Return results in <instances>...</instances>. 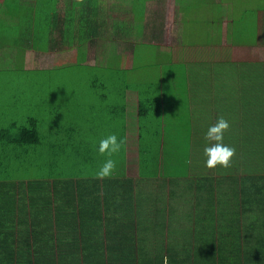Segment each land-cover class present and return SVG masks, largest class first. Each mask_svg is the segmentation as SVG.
Wrapping results in <instances>:
<instances>
[{
	"label": "crops",
	"instance_id": "1",
	"mask_svg": "<svg viewBox=\"0 0 264 264\" xmlns=\"http://www.w3.org/2000/svg\"><path fill=\"white\" fill-rule=\"evenodd\" d=\"M0 1L7 4L0 11L37 3ZM104 3L118 14L126 6L132 12L119 15L111 50L94 53L84 45L82 63L77 48L46 53L49 36H34L32 21L0 19V27L14 28L7 40L25 45L20 54H73L69 66L100 71L110 114L91 135L102 130L99 137L126 138L109 178L69 175L67 190L57 181H39L32 196L30 183L22 194L6 181L19 192L0 195V264H165V258L167 264H264V144L249 148L257 154L261 147V159L246 158L245 191L236 166L210 170L203 155L210 143L205 133L218 117L230 126L246 112L264 117V93L257 92L264 91L262 36L251 44L243 31H233L245 19L235 2ZM36 42L45 46L34 50ZM187 44L192 49L180 53ZM110 74L117 87H109ZM236 125L224 134L225 144L233 146ZM95 150L90 159L99 169L98 143Z\"/></svg>",
	"mask_w": 264,
	"mask_h": 264
},
{
	"label": "rangeland",
	"instance_id": "2",
	"mask_svg": "<svg viewBox=\"0 0 264 264\" xmlns=\"http://www.w3.org/2000/svg\"><path fill=\"white\" fill-rule=\"evenodd\" d=\"M50 1L37 0V5L40 7ZM222 2H235L241 6L237 12H242L245 16L243 22H236L240 28L233 27V31H243L244 39L251 44L256 42L257 35L262 36L264 40V11L261 12L264 10V0ZM5 5L4 1H0V8L4 9ZM22 15L34 19V14L25 8L19 7V10H16V7L12 6L11 10L0 11V19L10 16L19 19ZM258 19L262 20L257 26ZM1 28L3 27H0V35H3L0 39V130L13 126H16V129L26 128L29 126V120L34 118L39 125L41 142L38 145L15 147L0 143V195L10 191L9 187H5L6 181L17 184L24 194L23 187L26 183H30L34 188L38 181L66 180L69 175L79 179L91 176L98 169L92 166L93 159H90V156L95 155L97 143L106 137H99L102 130L96 137H93L91 132L99 129L105 121L104 117L110 114V109L105 108L106 104L101 98V95L106 94L101 91L102 82L96 78L102 73L87 66H69L74 60L73 54H70V58H57L54 53L32 51L29 54H20L19 51L25 45L15 38L7 40L4 35H10L13 30L5 28L2 33ZM192 47L190 44L184 45L180 53L187 52ZM48 50L46 53L53 51L51 46ZM153 84L157 87L158 80H154ZM249 88L246 87L245 90ZM257 92L264 93L263 90ZM168 102L170 103L171 99ZM107 105L110 106V102ZM70 128L77 130L74 136L70 134ZM191 151L190 144L189 156ZM100 158L95 157L98 162L105 161ZM240 188L245 191V182ZM15 190L16 193L19 192ZM32 190L35 191L36 188ZM28 194L32 196L36 193Z\"/></svg>",
	"mask_w": 264,
	"mask_h": 264
},
{
	"label": "trees",
	"instance_id": "3",
	"mask_svg": "<svg viewBox=\"0 0 264 264\" xmlns=\"http://www.w3.org/2000/svg\"><path fill=\"white\" fill-rule=\"evenodd\" d=\"M105 0H51L50 3L46 5H37V3H31L28 11L34 14V19L26 18L22 15L19 19L15 17L2 18L1 20L5 21H16V20H26L32 21L35 24L33 30L35 32L34 36L41 37L42 35L49 36V44L52 49L57 50H67L69 48L79 49V60L84 62V45L89 46V48L96 53L97 49L103 47L106 51H110L111 47L115 43H111L115 40L117 36L118 24L121 25V19L119 15L122 13L130 14L132 8L128 6L120 9V14H118L117 7L111 8L110 6L104 3ZM138 1V0H134ZM140 1V0H139ZM5 23L1 24V31L5 29ZM8 30H14V28H6ZM127 32V31H126ZM3 33V31H2ZM111 39V40H110ZM108 40H110L108 44ZM34 48L39 50L41 48V43H34ZM128 46V45H127ZM134 45H129L128 48L133 49ZM100 79V77H96ZM115 76L109 75V84L111 82V87H117L115 85ZM253 113L246 112L242 115V122L235 123L237 120L233 119V124L230 127L235 128L238 134L237 139L231 141V144L235 146L236 155L232 160V165L236 166L239 180L245 182V171H243L244 166L246 165V158H248L249 163H254L260 161V148L258 147L257 154L255 151L250 150L249 148L253 144L259 143L264 144V117L258 114L257 119H252ZM236 120V121H235ZM37 120L31 118L29 120V126L21 129H16V126H13L7 130H0V143H5L9 145L18 146V145H38L41 141L40 133L38 131ZM76 129L70 128V134L74 136ZM235 132V130H233ZM262 133V136H261ZM76 136V135H75ZM237 140V141H236ZM248 140V141H247ZM230 142V140H229ZM228 142V143H229ZM227 143V144H228ZM8 146V145H6ZM250 158L249 156H252ZM235 159V160H234ZM258 159V160H257ZM261 177L258 176L256 181L260 182ZM57 181L61 186V189L67 190V181L61 179H50ZM254 186L257 187L255 181L253 182ZM39 185V181L37 183ZM38 185L32 188L29 184L30 192L38 193ZM33 191L32 189H35ZM11 190L15 189V186L10 188ZM258 189V188H257Z\"/></svg>",
	"mask_w": 264,
	"mask_h": 264
},
{
	"label": "clouds",
	"instance_id": "4",
	"mask_svg": "<svg viewBox=\"0 0 264 264\" xmlns=\"http://www.w3.org/2000/svg\"><path fill=\"white\" fill-rule=\"evenodd\" d=\"M229 129L230 123L223 116L218 117L215 124L209 126L204 139L210 143L203 149L206 168L211 170L217 167L225 169L231 167L236 149L223 142L224 134ZM125 144L126 138H119L116 134L107 135L99 141L98 153L101 156H106L107 159L96 171L95 176L97 179L111 177L117 167V161L112 157L119 154ZM165 264H167V258H165Z\"/></svg>",
	"mask_w": 264,
	"mask_h": 264
}]
</instances>
